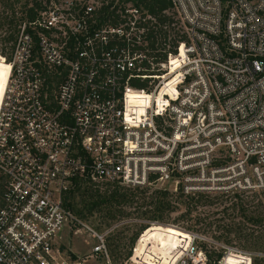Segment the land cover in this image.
<instances>
[{
  "label": "built area",
  "instance_id": "obj_1",
  "mask_svg": "<svg viewBox=\"0 0 264 264\" xmlns=\"http://www.w3.org/2000/svg\"><path fill=\"white\" fill-rule=\"evenodd\" d=\"M168 1L179 25L166 39L121 0L92 33L109 3L47 0L20 27L0 100V264H89L62 244L65 227L85 229L91 258L112 264L110 231L67 208L77 181L99 193L159 182L264 192V0ZM188 235L169 264L235 254L211 260ZM136 243L125 264H142Z\"/></svg>",
  "mask_w": 264,
  "mask_h": 264
},
{
  "label": "rangeland",
  "instance_id": "obj_2",
  "mask_svg": "<svg viewBox=\"0 0 264 264\" xmlns=\"http://www.w3.org/2000/svg\"><path fill=\"white\" fill-rule=\"evenodd\" d=\"M7 1H9L10 4L16 3L15 12H17L18 16H20L19 12L22 6L27 2V0ZM7 1L0 0V53L3 55L2 56L0 54V84L5 67L9 63L8 60L11 55L10 52L12 47V43H6L5 41L8 38V32L10 29L8 26L2 25L4 17L10 13L8 6H6L8 3ZM39 1L41 6H46L47 0ZM89 1H96L98 2V5L108 4L111 2V0H82L81 3L85 4L89 3ZM114 1L117 3L120 0ZM129 5L132 6L131 3ZM167 15L170 17V21L172 23L169 25H163V23L158 24H161L159 26H162L163 33L166 32L168 36L172 37L174 36L175 29L179 25V20L176 14L171 11L168 12ZM223 176L225 178L228 175L223 174ZM208 177L209 178L202 180L204 182L203 184L205 186H215V178H210V175H208ZM175 187L176 184L174 182H159L149 185L146 188H148V191L153 192L164 188L169 191H173ZM125 189L134 190L133 188ZM1 191L2 190L0 188V194ZM146 195H148V193ZM137 198H141L140 195H138ZM243 199L246 205L245 208L250 211L255 210L259 206L260 201H263L261 193L246 194V197ZM224 202L227 201L216 200L215 205L213 206H198L195 209H192L191 215H186L187 205L183 201L175 199L174 203H172L175 211L166 218L165 225L152 222L149 223L147 216H143L146 209L143 205H141V199H138L137 203L133 205L125 206L121 210L123 212L118 214L115 220H104L98 212L91 217L80 218V220L99 234L110 231V234L107 235V242L109 238L112 237L117 241L120 240L122 246L127 243L128 239L136 233L141 225H149V227H157L156 225H159L158 227L165 228V232H150L149 235L145 233L141 239L142 245L140 246V251L135 255V262H140L142 264L150 262L151 259L156 260L158 264H169V258L173 259V257H175L173 253L175 250L180 248L179 244L181 243L182 233L187 236L188 240V234L196 235L200 238L197 243L198 246H204V248L210 253H220L221 251L225 252L224 250H226V252L223 253L224 255L229 252V249L233 250L235 254H229L225 259L227 264H239L242 263V261L245 262L248 260L242 255L249 256L252 259H264V248L261 246L260 238L263 228L259 226H251L246 219L244 217H240L237 212H223L222 209L227 206ZM235 222L241 223L239 232H229L228 226ZM72 230L76 231L77 228H73ZM78 230V233L73 234L69 231L68 227H65L62 232V244L66 247L69 253L80 258H85L89 264H107L104 259H94L97 258L95 256L91 258L92 255L90 254L92 247L95 246V240L91 238L90 234H88L85 229L78 227ZM188 240L186 241L188 242ZM187 242H185V244ZM106 247L112 264H125L126 261H115L107 244ZM175 247H177V249ZM122 250L124 254L126 249ZM240 256L242 257L240 258Z\"/></svg>",
  "mask_w": 264,
  "mask_h": 264
},
{
  "label": "trees",
  "instance_id": "obj_3",
  "mask_svg": "<svg viewBox=\"0 0 264 264\" xmlns=\"http://www.w3.org/2000/svg\"><path fill=\"white\" fill-rule=\"evenodd\" d=\"M121 1L123 3L131 1L133 7L141 10L142 12H146L150 16L156 18L160 23L167 25L171 24L170 17L166 14V12H169L171 10V4L168 0ZM7 2L8 3L6 4V6H8L10 13L6 17H4L2 25H6L10 29L8 32V38L5 41L6 43H12L10 52L12 55V51L20 33V27L23 24L27 25L28 23L33 22L36 19L38 12L41 11L43 8L39 0H27V2L22 6L19 12L20 16H18L17 12H15L16 3L10 4L9 1ZM113 3L114 1H111L107 6H102V8L94 14L93 18L94 20H96V22L90 28L91 33L98 29L101 25L113 21V12L115 11V9L112 11L110 10ZM27 31L30 32L29 29ZM167 35L168 34L165 32V39L168 37ZM152 37L153 34L151 33L149 36V39L151 40L150 48L151 50H154ZM179 41H186V37L182 36ZM11 55L8 61L11 60ZM159 57L161 59L160 54ZM137 87L141 88L142 85H138ZM215 165L222 166L221 163H217ZM153 179H155V177H151V180ZM221 185L223 184H217V186ZM147 193L148 195H146ZM252 193H240L235 189L193 191L186 193L181 183L178 184L177 190L175 192L169 191L165 188L150 192L146 187L142 189L135 188L134 190L116 187L111 193H99L97 190H94L88 183L84 181H77L75 189L69 193L67 199L68 202L66 205L71 212H73L76 216L81 219L91 217L96 212H98L101 214L100 216L104 220H115L118 214L123 212L121 210L125 206L133 205L137 203L138 199H141V205H143V207H145L146 209V212L143 213V216H147V220L149 221V223L152 222L165 225L166 218L175 211V208L172 205L175 199L183 201L187 205L186 215H191L192 209H195L198 206L209 207L215 205L216 200H225L227 202L224 203L227 206L222 209L223 212H237L240 217H244L251 226H259L263 228L260 238L261 246L264 248V192H260L263 201H260L259 206L255 210L250 211L245 208L246 205L244 203L243 198L246 197V194ZM137 194L140 195L141 198H137ZM156 226L157 227L150 226L151 228L149 227V225L139 226L136 233L128 239L127 243L124 244V246H122L120 240L117 241L112 237L109 238L108 242L106 240V244L108 245L113 259L115 261L121 260L122 262L128 260V258L131 256L132 248L134 247L137 241L134 252V254L136 255L140 251V246L142 245L141 239L143 238L145 233L149 235L150 232L156 233L166 231L165 228L158 227L159 225ZM239 227H241V223L235 222L230 224L228 226V229L229 232L236 233L239 232ZM186 240H188L187 236L182 233L181 243L179 244L180 248H178V250H175V252L173 253L174 256H177L179 251L183 249V247L185 246V242H187ZM175 248L177 249V247ZM201 248L208 252L204 248V246H201ZM122 249H126L124 254L122 252ZM208 254L211 260H218L222 257L223 251H221L220 253L208 252ZM241 257L242 256H240V258ZM249 262V260H246L245 262L242 261V263L239 264H249ZM146 264L158 263L156 262V260L151 259V261ZM251 264H264V259L251 258Z\"/></svg>",
  "mask_w": 264,
  "mask_h": 264
},
{
  "label": "bare ground",
  "instance_id": "obj_4",
  "mask_svg": "<svg viewBox=\"0 0 264 264\" xmlns=\"http://www.w3.org/2000/svg\"><path fill=\"white\" fill-rule=\"evenodd\" d=\"M8 72H9V66L7 65L5 67V71H4V74H3V78H2V81H1V84H0V100H1V97H2V93H3V90H4V86H5V83L7 81V77H8ZM187 244V243H186ZM185 246L183 247V249L180 250V252L177 254V256L183 252ZM176 257V256H175ZM225 264L226 263V260H225Z\"/></svg>",
  "mask_w": 264,
  "mask_h": 264
}]
</instances>
